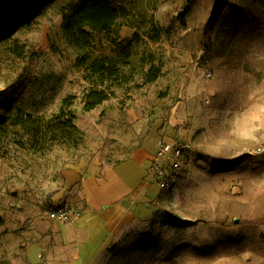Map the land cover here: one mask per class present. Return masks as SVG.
Listing matches in <instances>:
<instances>
[{
    "label": "rangeland",
    "instance_id": "374dc122",
    "mask_svg": "<svg viewBox=\"0 0 264 264\" xmlns=\"http://www.w3.org/2000/svg\"><path fill=\"white\" fill-rule=\"evenodd\" d=\"M127 10L80 36L48 8L0 45V92L35 58L0 123V264H35L20 249L63 230L53 213L79 204L89 168L176 138L190 147L171 187L152 183L153 218L121 226L94 264H264V149L238 139L264 140V0Z\"/></svg>",
    "mask_w": 264,
    "mask_h": 264
},
{
    "label": "crops",
    "instance_id": "0c3cea01",
    "mask_svg": "<svg viewBox=\"0 0 264 264\" xmlns=\"http://www.w3.org/2000/svg\"><path fill=\"white\" fill-rule=\"evenodd\" d=\"M238 139L246 142L242 144L245 145L243 148L250 153L257 148L260 151L264 149V140L253 142L248 136H238ZM155 151L156 148L135 150L115 164L89 168L78 186L79 204L76 207L81 211L80 215L72 217L63 230L54 231L48 238L43 236L33 242L34 248H31L32 244L27 245L20 249L21 252L24 255L28 253L30 261L35 264H94L106 243L121 226L134 220L153 218L151 212L160 202L161 193L154 198L153 184L147 183L145 176ZM186 151L181 169L185 164ZM69 173L68 182L75 181L77 173ZM50 239L53 245L47 244Z\"/></svg>",
    "mask_w": 264,
    "mask_h": 264
},
{
    "label": "trees",
    "instance_id": "16d2710c",
    "mask_svg": "<svg viewBox=\"0 0 264 264\" xmlns=\"http://www.w3.org/2000/svg\"><path fill=\"white\" fill-rule=\"evenodd\" d=\"M130 0H0V45H3L16 29L31 26L36 17L48 8L62 16L63 23L70 31L80 36L94 33H109L117 20L127 15ZM216 3L219 0H215ZM157 32V30H155ZM19 55V53L17 54ZM30 56L34 57L31 53ZM26 58L25 64L15 79L0 92V123L8 116L10 107L34 78L30 71L35 58ZM77 144L82 141V132L76 128ZM3 219L0 215V225Z\"/></svg>",
    "mask_w": 264,
    "mask_h": 264
},
{
    "label": "built area",
    "instance_id": "2783aa9c",
    "mask_svg": "<svg viewBox=\"0 0 264 264\" xmlns=\"http://www.w3.org/2000/svg\"><path fill=\"white\" fill-rule=\"evenodd\" d=\"M190 144L179 138L162 140L156 148L147 167L145 181L155 183L161 189L169 188L180 173L182 157ZM81 211L74 205L58 208L53 215L62 222H68L72 217L80 215Z\"/></svg>",
    "mask_w": 264,
    "mask_h": 264
}]
</instances>
